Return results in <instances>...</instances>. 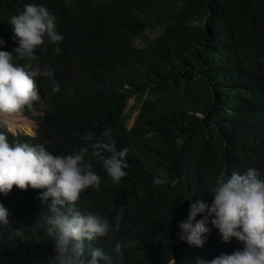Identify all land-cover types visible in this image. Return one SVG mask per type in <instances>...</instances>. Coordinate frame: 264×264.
<instances>
[{
  "label": "trees",
  "instance_id": "obj_1",
  "mask_svg": "<svg viewBox=\"0 0 264 264\" xmlns=\"http://www.w3.org/2000/svg\"><path fill=\"white\" fill-rule=\"evenodd\" d=\"M29 3L47 7L63 36L58 44L46 39L33 62L54 71L60 90L36 78L41 100L21 111L35 120V135H8L9 142L64 155L83 146L87 132L102 139L110 128L117 150L129 149L118 183L101 160L86 157L101 184L75 208L112 225L121 216L118 232L85 242L86 255L98 247L108 258L99 264H195L242 249L235 239L222 241L214 217L200 248L178 238V225L190 203L211 206L209 189L222 171L255 168L264 179V0H0V51L13 57L18 40L9 20ZM158 169L167 172L166 184L153 183ZM41 195L15 186L0 194L9 220L0 226V264L54 258L50 200L42 203ZM205 216L207 210L193 223ZM128 240L135 245L115 251Z\"/></svg>",
  "mask_w": 264,
  "mask_h": 264
},
{
  "label": "clouds",
  "instance_id": "obj_2",
  "mask_svg": "<svg viewBox=\"0 0 264 264\" xmlns=\"http://www.w3.org/2000/svg\"><path fill=\"white\" fill-rule=\"evenodd\" d=\"M9 24L18 47L12 50L15 57L12 52L0 51V117L14 116L41 100L36 84L38 76L51 81L53 92L60 90L53 70L41 71L38 63L33 64L38 62L36 49L46 39L51 44L63 40L58 34L55 16L47 7L29 3L21 13L10 17ZM4 43L0 39V47ZM60 51L59 47L54 49L55 53ZM21 60L27 63L16 62ZM111 132L106 128L101 133L102 139H95L92 132H87L82 137L83 146L64 155L53 154L42 144L19 140L10 143L8 135H17L11 126L7 127V135L0 132V194L7 195L15 186L21 191L42 190L38 199L42 203L50 200L47 232L53 240L55 256L49 264H99L100 260L108 259L98 247L90 248L86 255L85 242L118 232L121 216L118 214L112 225L99 213H82L75 204L87 189L98 190L101 184V177L86 160L89 153L102 161L103 169L114 183L126 175L124 161L129 149L118 151ZM167 182V172L158 169L153 183ZM209 193L213 198L210 207L200 200L190 203L187 219L178 225V238L190 246L202 247L205 242L202 237L208 232L205 226L208 217H214L211 225L218 229L222 241L228 243L235 239L243 247L207 261L197 258L195 264H264V179L259 171L248 168L243 173L233 171L230 175L222 171L215 177ZM206 210L207 216L194 224L196 216ZM8 224V211L0 204V226ZM135 243L118 241L115 251L133 247Z\"/></svg>",
  "mask_w": 264,
  "mask_h": 264
},
{
  "label": "rangeland",
  "instance_id": "obj_3",
  "mask_svg": "<svg viewBox=\"0 0 264 264\" xmlns=\"http://www.w3.org/2000/svg\"><path fill=\"white\" fill-rule=\"evenodd\" d=\"M155 34H157V33H152V34H150V35L153 37ZM134 45L139 46V43H138L137 41H134ZM133 104H134L133 99L128 100V102H127V106H126V110H127L129 107H131ZM17 114L19 115V118H20V120L22 121V123L27 124L28 126L31 127V131H32V132L30 131L29 134H27L26 132L22 131L21 129H14V130L16 131V133H17V134L28 135V136H34V135H35V134H34V133H35V129L37 128L35 120L32 119V118H29L28 116L22 115L21 113H17ZM136 114H137V111H134V112L132 113V116H131L129 122L127 123V128H130V127H131V125H132V123H133V121H134V118H135ZM37 115H38V114H33L32 116L35 117V116H37ZM28 122H29V123H28ZM0 131L7 132V129H6V128H3V127L0 126Z\"/></svg>",
  "mask_w": 264,
  "mask_h": 264
},
{
  "label": "bare ground",
  "instance_id": "obj_4",
  "mask_svg": "<svg viewBox=\"0 0 264 264\" xmlns=\"http://www.w3.org/2000/svg\"><path fill=\"white\" fill-rule=\"evenodd\" d=\"M0 126L6 129L11 126L13 129H21L27 134L31 131V127L22 123L18 114H15L14 116L0 117Z\"/></svg>",
  "mask_w": 264,
  "mask_h": 264
},
{
  "label": "water",
  "instance_id": "obj_5",
  "mask_svg": "<svg viewBox=\"0 0 264 264\" xmlns=\"http://www.w3.org/2000/svg\"><path fill=\"white\" fill-rule=\"evenodd\" d=\"M35 134V133H34Z\"/></svg>",
  "mask_w": 264,
  "mask_h": 264
}]
</instances>
